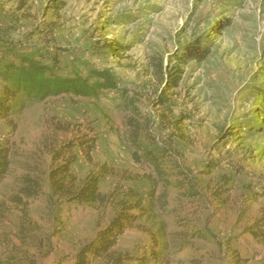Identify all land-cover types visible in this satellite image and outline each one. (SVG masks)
I'll use <instances>...</instances> for the list:
<instances>
[{"label":"rangeland","instance_id":"rangeland-1","mask_svg":"<svg viewBox=\"0 0 264 264\" xmlns=\"http://www.w3.org/2000/svg\"><path fill=\"white\" fill-rule=\"evenodd\" d=\"M19 53L56 58L61 74L110 70L125 91L48 97L0 117V145L11 150L0 264H76L122 202L135 200L147 212L114 251L150 255L162 243L148 264H264V0H0V58ZM2 92L0 80V100ZM128 117L141 122L143 142L149 135L169 150L167 175L135 161ZM67 158L77 184L102 165L117 170L99 184L105 203L52 195L49 172ZM25 176L42 189L14 201Z\"/></svg>","mask_w":264,"mask_h":264},{"label":"trees","instance_id":"trees-1","mask_svg":"<svg viewBox=\"0 0 264 264\" xmlns=\"http://www.w3.org/2000/svg\"><path fill=\"white\" fill-rule=\"evenodd\" d=\"M190 48V47H189ZM200 50L199 46L190 48L189 51ZM189 56L202 55L200 52L185 51ZM16 60H7L0 58V80L3 82V92L0 100V117L6 118L10 114L21 113L26 106L42 102L48 97H57L70 94L74 97H93L99 93L110 90L118 91L123 95V89L118 86L114 74L107 69H92L90 75L83 76L81 73L61 74L57 70L58 59L54 58L52 64L42 62L25 53L16 54ZM92 77V78H91ZM94 78V80H93ZM132 105L130 98L126 105ZM135 110V108H134ZM127 124L131 129V141L135 147L133 157L136 162L141 164L153 165L154 171L159 176H165L166 171L162 169V159L170 154L169 150L157 140L147 135L148 142H143L142 124L134 117H128ZM72 143H66L54 153L55 158L62 155V149L70 147ZM81 147L91 159L90 152L95 147L94 140L85 138L81 142ZM10 146L0 145V182L10 172L11 166ZM63 164L53 167L49 172L52 195L58 198H66L68 201L83 203H105L109 195L104 194L99 189L101 180L114 175L117 170L107 165H102L99 170L89 174L82 182L77 184L76 176L71 171L72 159H66ZM180 173L182 174L183 172ZM39 179L25 176L23 186L20 188L19 196H15L14 201L23 202V198L31 199L36 197L42 189ZM195 194L196 192H191ZM128 195H136L133 190ZM140 209L139 213H134L133 209ZM147 209L142 206L140 200L130 203L122 202V208L117 212L110 223L99 230L96 237L83 245L78 252L76 264H90L93 261L101 264H148L152 258L160 259V253L166 250L165 244L160 243L156 249L151 250V254L136 253L131 251H114L117 238L122 235L126 227H135L140 225L139 220L145 215ZM249 229V228H248ZM250 229H253L250 227ZM177 236L178 239L186 237ZM264 233V232H263ZM254 235L261 236L253 231ZM183 238V239H182ZM264 239V234L261 236ZM157 241V240H155ZM3 240L0 239V243ZM184 245L179 246L182 249ZM16 260H10L5 264H23L25 261L15 256ZM104 261V263H102ZM248 262L247 259L237 260L235 264ZM33 263V262H31ZM35 264V262H34Z\"/></svg>","mask_w":264,"mask_h":264}]
</instances>
